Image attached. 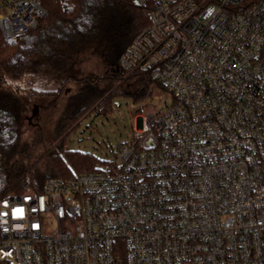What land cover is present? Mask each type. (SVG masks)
Returning a JSON list of instances; mask_svg holds the SVG:
<instances>
[{"label": "built area", "instance_id": "2783aa9c", "mask_svg": "<svg viewBox=\"0 0 264 264\" xmlns=\"http://www.w3.org/2000/svg\"><path fill=\"white\" fill-rule=\"evenodd\" d=\"M43 1L0 0L7 43ZM138 5L151 23L120 69L172 106L98 171L1 196L0 264H264V0Z\"/></svg>", "mask_w": 264, "mask_h": 264}, {"label": "trees", "instance_id": "16d2710c", "mask_svg": "<svg viewBox=\"0 0 264 264\" xmlns=\"http://www.w3.org/2000/svg\"><path fill=\"white\" fill-rule=\"evenodd\" d=\"M43 4L47 16L16 43H7L0 28V197L41 191L52 177L99 170L105 161L62 146L64 137L91 113L108 116L114 110L111 97L105 98L93 84L101 76L93 79L85 66L98 69L102 78H120L122 53L151 23L150 9L139 6L138 0ZM27 78L40 81V88L22 81ZM143 82L154 83L137 77L135 85ZM69 83L77 86L73 94L65 93ZM36 98L49 105L65 104L53 124L37 125L28 136L27 110Z\"/></svg>", "mask_w": 264, "mask_h": 264}, {"label": "rangeland", "instance_id": "374dc122", "mask_svg": "<svg viewBox=\"0 0 264 264\" xmlns=\"http://www.w3.org/2000/svg\"><path fill=\"white\" fill-rule=\"evenodd\" d=\"M85 72L87 74L93 72L95 80L100 78L93 84L105 92V98L111 97L114 110L108 116L91 113L80 126L64 137L62 146L65 149L89 152L101 161L112 160L119 154L121 145L132 142L137 136L135 129L139 117L163 114L174 102L173 95L157 83L143 82L135 85L137 77H129L122 70L120 71L122 76L117 75L120 77L118 79H113V76L102 78L104 74L99 73L96 68H91L89 64L85 66ZM97 75L101 77L96 78ZM22 81L38 88L41 85L38 80L35 82L27 78ZM49 88L56 89L57 86L50 85ZM64 89L65 93L73 94L77 91V86L69 83ZM64 104L65 102H61L59 106L49 105L36 98L27 110V135L29 136L37 125L45 126L47 121L53 124ZM35 112L36 115L33 116ZM48 126L49 124L45 128L47 133L50 130ZM48 222L50 223L46 225L47 230H54L55 222L52 220Z\"/></svg>", "mask_w": 264, "mask_h": 264}, {"label": "water", "instance_id": "95a60500", "mask_svg": "<svg viewBox=\"0 0 264 264\" xmlns=\"http://www.w3.org/2000/svg\"><path fill=\"white\" fill-rule=\"evenodd\" d=\"M36 115V112L34 113V115L33 116H35ZM31 120V119H30Z\"/></svg>", "mask_w": 264, "mask_h": 264}]
</instances>
